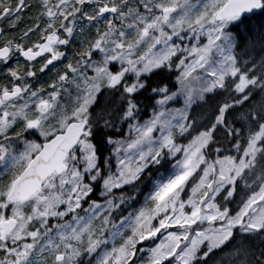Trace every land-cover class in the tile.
I'll use <instances>...</instances> for the list:
<instances>
[{
  "label": "snow or ice",
  "instance_id": "6c2138e0",
  "mask_svg": "<svg viewBox=\"0 0 264 264\" xmlns=\"http://www.w3.org/2000/svg\"><path fill=\"white\" fill-rule=\"evenodd\" d=\"M0 264H264V0H0Z\"/></svg>",
  "mask_w": 264,
  "mask_h": 264
}]
</instances>
